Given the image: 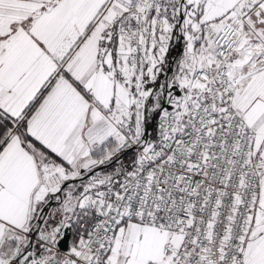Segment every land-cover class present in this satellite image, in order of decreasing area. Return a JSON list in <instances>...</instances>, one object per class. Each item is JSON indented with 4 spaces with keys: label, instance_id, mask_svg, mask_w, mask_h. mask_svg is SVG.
Masks as SVG:
<instances>
[{
    "label": "snow or ice",
    "instance_id": "1",
    "mask_svg": "<svg viewBox=\"0 0 264 264\" xmlns=\"http://www.w3.org/2000/svg\"><path fill=\"white\" fill-rule=\"evenodd\" d=\"M0 264H264V0H0Z\"/></svg>",
    "mask_w": 264,
    "mask_h": 264
}]
</instances>
